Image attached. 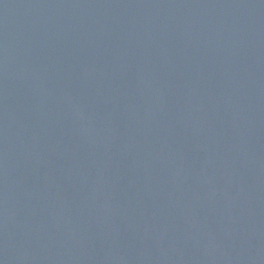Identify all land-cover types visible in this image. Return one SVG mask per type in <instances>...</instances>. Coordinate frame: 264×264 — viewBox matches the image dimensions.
<instances>
[{"label":"water","instance_id":"95a60500","mask_svg":"<svg viewBox=\"0 0 264 264\" xmlns=\"http://www.w3.org/2000/svg\"><path fill=\"white\" fill-rule=\"evenodd\" d=\"M0 264H264V0H0Z\"/></svg>","mask_w":264,"mask_h":264}]
</instances>
